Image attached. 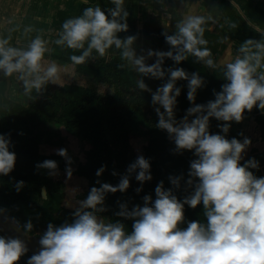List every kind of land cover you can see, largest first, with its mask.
<instances>
[{
	"label": "clouds",
	"instance_id": "obj_1",
	"mask_svg": "<svg viewBox=\"0 0 264 264\" xmlns=\"http://www.w3.org/2000/svg\"><path fill=\"white\" fill-rule=\"evenodd\" d=\"M82 2L88 4L89 0ZM107 2L112 6H88L80 15L64 20L55 39L45 38V30L31 24L22 29L19 25L7 28L12 18L0 23V79L15 75L25 96H39L50 84L63 87L61 73L67 69L46 59L54 51L53 45L78 52L69 56L76 66L97 58L111 60L114 49L123 61L116 67L134 71L136 88L151 93V104L158 117L155 127L168 133L175 145L173 154L191 151L195 158L190 161L187 177L170 175V188H165L163 180L157 183L154 200L145 195L143 206L135 204L131 208L118 202L115 220L101 215L109 210L105 204L107 195L125 193L133 173L141 185L151 181L150 160L138 155L126 174L113 170V176L120 175L116 185L97 179L95 184L99 186H92L86 198L76 201L71 222L47 224L46 231L39 234L38 252L26 264H264V177L252 171L259 170V161L254 157L245 160L252 141L243 132L239 133L242 141L227 138L232 122H242L246 111L258 108L264 113V28L240 12L242 20L260 38H247L239 43L235 54L229 48L223 57L214 60L204 35L206 26H226L232 32L240 22L224 16L220 23L217 17L201 14L180 0L184 10L175 31L169 32L165 26L161 33L168 50L141 48L138 52V36L119 35L129 31L125 0ZM231 5L238 9L235 0H231ZM14 32L20 33L18 40H27L26 45L18 47L12 43ZM189 56L210 70H222L225 83L220 91L213 89L214 99L204 104L196 103L198 90L206 85L204 77L179 67ZM149 60L154 63L149 64ZM166 60L173 61V65L165 67ZM144 78L163 83L153 91ZM178 81H187V100L191 104L180 119L175 111L182 90ZM213 118L222 122L217 124L218 133L209 130ZM12 147L11 134L0 133V176H8L15 168L17 156L10 150ZM55 154L65 159L66 175L71 178L73 160L67 149H57ZM106 167L96 171L98 178ZM35 169L46 170L50 177L59 174L58 163L52 159L36 163ZM182 181L186 195L181 199L176 192ZM24 186L23 180L14 185L17 192ZM135 191L139 194L142 187ZM200 205L203 221L186 220L185 206L196 209ZM9 220L25 235L33 232L31 220L24 224L14 217ZM125 221L132 222L130 232ZM28 251L23 239L0 235V264H19Z\"/></svg>",
	"mask_w": 264,
	"mask_h": 264
},
{
	"label": "trees",
	"instance_id": "obj_2",
	"mask_svg": "<svg viewBox=\"0 0 264 264\" xmlns=\"http://www.w3.org/2000/svg\"><path fill=\"white\" fill-rule=\"evenodd\" d=\"M88 6L93 5L83 4L79 13L75 15L60 10L57 15L59 22L62 24L67 18L80 15ZM128 12L129 31L120 33L121 38L128 35L138 36L135 44L138 52L141 48L168 50L169 46L161 33L165 26L169 32L175 31V24L181 18L179 13H173L170 26L163 22L160 15H151L146 18L144 27L138 29L134 12L131 10ZM56 30L58 29L53 28L50 31L52 39L56 38ZM204 35L209 42L207 46L212 51L213 59L219 60L230 48L231 41L225 32L212 23L206 26ZM12 43L22 47L26 45L27 40L16 39ZM52 47L54 51L46 56V59L54 60L62 69L66 68L83 77L84 83H62L63 87L50 84L42 95L36 96L33 93L28 96L30 102L26 105L12 100L6 90L7 78L0 79V133L11 134L13 147L10 150L17 156L14 170L8 176H0V206L20 224L31 220L34 225L31 233L38 236L46 231L49 222L59 226L65 221L71 222L72 219L71 213L74 209L64 205L65 192L61 179L66 172V161L56 154H43L40 147L43 143L53 147L64 145L65 132L77 138L85 151V163L78 164L76 168L71 165L72 177L78 182L79 190L81 189L75 194L79 200L86 198L92 186H99L95 184L97 179L112 185L118 184L120 175L126 174L127 167L135 162L138 155L150 160L153 176L151 181L141 185L135 180L133 173L130 177V187L125 193L107 195L105 204L109 210L101 215L112 220L118 219L114 213L119 211V203H126L129 208L135 204L143 206L145 195H151L153 200L155 199L154 190L159 181L163 180L165 188H170L168 181L170 175L187 177L190 161L195 158L191 151L173 154L175 145L169 139L168 133L155 127L158 117L151 104V93L136 88L137 75L134 71L120 70L116 67L123 62L117 54L111 55V60L97 58L76 66L71 63L69 56L79 54L78 52L61 50L54 45ZM172 65L173 61H165V67ZM179 67L188 72H199L204 77L206 85L197 92L198 104L214 99L212 90L220 91L221 85L225 83L221 69L210 70L203 64L195 63L191 56ZM12 78L14 80L15 77ZM144 79L153 91L163 83L159 80ZM177 86L182 89L175 110L176 118L180 119L191 104L187 100V81H178ZM218 123L222 122L214 118L210 120L211 133L219 132ZM241 132L252 141L244 154L245 160L254 157L259 161V170L252 171L258 177H264V113L258 108L251 112L246 111L243 121L236 123V131H229L227 138L235 137L242 141L243 137L239 135ZM132 135H141L147 139L143 153L134 152L131 144ZM85 146L90 148L85 149ZM45 159L57 161L59 172L57 176H48L46 170L37 172L36 163ZM104 165L107 166L106 170L98 178L96 171ZM113 170L120 175L113 176L111 174ZM20 180L25 182V186L17 192L14 185ZM43 187L47 188V199L42 196ZM138 187H142L139 194L135 191ZM176 195L181 199L186 195L183 191V181ZM185 218L188 221H203V206L200 205L196 209L185 206ZM131 223L125 221L129 232ZM182 227H186V224ZM31 255L28 252L21 258L19 264H26Z\"/></svg>",
	"mask_w": 264,
	"mask_h": 264
},
{
	"label": "crops",
	"instance_id": "obj_3",
	"mask_svg": "<svg viewBox=\"0 0 264 264\" xmlns=\"http://www.w3.org/2000/svg\"><path fill=\"white\" fill-rule=\"evenodd\" d=\"M0 2V23H5L6 19L12 18L11 28L17 25L23 28L31 24L37 29L47 30V33L56 27L59 30L60 23L57 15L60 10L75 15L84 4L82 0H0ZM185 3L191 4L201 14L217 17L220 23L224 22V16L240 22L235 31L229 32L226 26L221 29L231 41L229 47L233 54L239 43L245 39L260 38L259 34L248 27L247 21L242 20L240 12H243L256 26L264 28V0H235L238 9L232 7L231 0H185ZM88 4L93 6L100 4L102 8L112 6L107 0H89ZM125 4L128 9L136 10L138 16L142 18L151 15L171 18L168 12L176 10L180 15L184 10L180 0H126ZM37 17L40 19L37 20ZM8 25L7 28L10 27Z\"/></svg>",
	"mask_w": 264,
	"mask_h": 264
},
{
	"label": "rangeland",
	"instance_id": "obj_4",
	"mask_svg": "<svg viewBox=\"0 0 264 264\" xmlns=\"http://www.w3.org/2000/svg\"><path fill=\"white\" fill-rule=\"evenodd\" d=\"M0 4H1V2H0ZM163 18L165 19V21H168L170 17L164 16ZM143 23H144V21H143ZM143 23H142V17H140L138 25L140 27H142ZM8 26H10L9 28H11L10 24ZM58 28L60 29V26ZM46 31L47 30H45V32ZM48 34H50V33L46 32L45 38L52 39V34H50V35H48ZM12 35H13V41L20 37L19 32H14V33H12ZM58 49H60V48H58ZM111 52H112V50H111ZM13 76L15 77L14 80H13V78L12 79L10 78V80H8V78H7L8 81H7V89L6 90H8V92H7L8 95L10 96V98L12 100H14L16 102L28 105L30 102L28 99V96H25L23 94V89H22L21 84L17 81L16 76L15 75H13ZM61 76H62L61 83H72V82H77V83H81V84L84 83L83 77H79L78 75L70 72L69 70H67L66 73L62 72ZM65 138H66V141H65L64 145H62L60 147H53V146L44 145L41 148V151L45 154H55V150L60 149V148H65V149H67L68 155L73 160V163L71 165L74 168H76L78 163L84 162V160H85V152H84L83 146L78 141V139H76L74 137H70L69 135H65ZM144 145H145V141L142 138L134 137L132 139V146H133L134 150H136V151L138 150L139 152H141ZM85 147H86L85 149L89 148V146H85ZM63 177L64 178L62 179V182H63V185L65 187V191H66L65 192L64 205L69 209H74L76 207V201L79 200L75 195L77 193V191H75V189L79 190V188H80L79 184H78V182H75V179L72 176H71V178H68L67 175L65 174Z\"/></svg>",
	"mask_w": 264,
	"mask_h": 264
},
{
	"label": "water",
	"instance_id": "obj_5",
	"mask_svg": "<svg viewBox=\"0 0 264 264\" xmlns=\"http://www.w3.org/2000/svg\"><path fill=\"white\" fill-rule=\"evenodd\" d=\"M8 80L10 79L8 78ZM43 195L45 198L47 197L46 188L43 189ZM0 209H2L1 206ZM0 230L6 237H19L23 239L26 242L29 252L31 254H35L38 252L40 248L39 237L30 233L28 235H25L22 231L18 230L16 226L11 223V221L9 220V216L5 211L0 212Z\"/></svg>",
	"mask_w": 264,
	"mask_h": 264
},
{
	"label": "flooded vegetation",
	"instance_id": "obj_6",
	"mask_svg": "<svg viewBox=\"0 0 264 264\" xmlns=\"http://www.w3.org/2000/svg\"><path fill=\"white\" fill-rule=\"evenodd\" d=\"M127 8V7H126ZM128 9V8H127ZM128 10H130V9H128ZM132 12H134V16H136L135 18H136V20H137V28L138 29H142L143 27H144V23H143V21L145 22L147 19V17H144V18H142V23H143V26L142 27H140L139 25H138V22H139V19H140V17L138 16V12L136 11V10H131ZM170 15H171V18H169V20L168 21H165V19L161 16V18H162V20H163V22H165L168 26H170V24H171V21H172V18H173V13H178L176 10H172L171 12H168ZM60 23V22H59ZM60 26H61V23H60ZM112 55L113 54H115V51H114V49L112 50ZM151 62H154V60H149V63H151ZM72 83H74V82H72ZM78 84H80V83H78ZM103 94H105V93H103ZM63 130V129H62ZM64 131V130H63ZM230 131L231 132H235L236 131V123L235 122H233L232 123V126H231V128H230ZM65 132V131H64ZM65 135H67L66 134V132L64 133V137H65ZM70 137H73V136H71V135H69ZM134 137H138V138H142L144 141H145V145H146V143H147V139L144 137V136H141V135H132V138H131V144H132V139L134 138ZM75 138V137H74ZM77 139V138H76ZM79 141V140H78ZM80 142V141H79ZM44 145H48V144H41V148L44 146ZM144 145V146H145ZM49 146V145H48ZM62 146V145H61ZM56 147H58V146H56ZM60 147V146H59ZM90 148V147H89ZM88 148V149H89ZM132 148H133V146H132ZM133 150H134V148H133ZM143 150H144V147H143V149H142V151L141 152H139L138 150L136 151V150H134V152L136 153V154H141V153H143ZM42 152V151H41ZM85 152V151H84ZM43 153V152H42ZM43 154H45V153H43ZM45 155H51V154H45ZM85 161H86V159L84 160V162H80V163H85ZM80 163H78V164H80ZM77 164V165H78ZM77 167V166H76ZM66 174V172H64V174L62 175V177H61V179H63L64 177V175ZM44 188H46V187H43L42 188V196H43V198H45L44 197V195H43V189ZM46 190H47V188H46ZM64 192H66L65 191V187H64ZM48 198V191H47V197L45 198V199H47ZM3 209V208H2ZM4 210V209H3ZM5 211V210H4ZM6 212V211H5ZM7 213V212H6ZM8 214V213H7ZM9 216V215H8ZM10 217V216H9ZM0 233L3 235V236H5L3 233H2V231L0 230ZM30 234H32V233H30ZM33 235H36V234H33ZM36 236H38V235H36ZM6 237V236H5ZM39 237V236H38ZM29 252V251H28ZM30 253V252H29ZM31 254V253H30ZM33 255V254H32Z\"/></svg>",
	"mask_w": 264,
	"mask_h": 264
}]
</instances>
